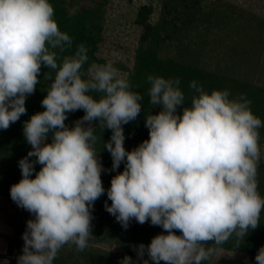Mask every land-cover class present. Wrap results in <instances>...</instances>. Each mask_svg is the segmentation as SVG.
<instances>
[{"label": "clouds", "instance_id": "9594fccd", "mask_svg": "<svg viewBox=\"0 0 264 264\" xmlns=\"http://www.w3.org/2000/svg\"><path fill=\"white\" fill-rule=\"evenodd\" d=\"M72 43L49 0H0V130L27 114L26 99L40 83L42 67L51 70L44 73V111L23 124L32 150L18 161L21 179L10 187L11 200L33 217L17 264H53L67 244L77 251L88 247L93 205L105 193L97 124L111 132L103 142L111 170L124 164L110 180L105 210L124 229L134 219L167 233L134 246L137 260L125 256L120 264H202L233 235L243 240L255 230L264 211L257 180L264 123L251 101L230 98L228 90L209 94L192 81L186 103L178 78L149 75L148 139L127 151L123 126L137 120L143 97L111 62L83 71L89 59L83 44L62 55ZM78 110L84 115L69 127L68 114ZM254 259L264 264V246Z\"/></svg>", "mask_w": 264, "mask_h": 264}, {"label": "rangeland", "instance_id": "374dc122", "mask_svg": "<svg viewBox=\"0 0 264 264\" xmlns=\"http://www.w3.org/2000/svg\"><path fill=\"white\" fill-rule=\"evenodd\" d=\"M76 3L78 8L75 7L73 10H79L84 5L87 8L100 5L99 18L95 24L99 32V41L93 50L94 59L88 65H84L85 72L93 63L111 62L121 76L127 77L133 68L134 54L142 31V27L135 22L138 19V12L141 11L146 15L145 23L149 25H156L161 21L165 23L168 37L154 47L156 55L161 60L190 64L197 58L198 66L204 70L219 72L225 76L248 81L251 85L264 87V0H81ZM165 6L170 9L164 13ZM171 6L175 7L174 11L171 10ZM66 9L70 7L66 5ZM191 53L196 56L190 57ZM44 83L45 86L42 84L41 87H44L45 92L49 81L46 79ZM26 108L29 109V105ZM95 135L96 151L99 153L103 168L107 169L112 160L108 151L103 148V142L109 140L111 132L108 129L102 130L97 124ZM124 135V146L133 150V146L137 144L134 141L130 142L129 133L128 136L126 133ZM50 140L51 137L48 142ZM260 149L261 161L264 162V144H260ZM31 150L29 145V151ZM104 176L105 174H101L106 194L110 183L103 179ZM105 203L111 205L110 200L105 202L103 195L96 201L99 207ZM21 209L11 197L0 195V264H4L5 261L9 264L11 260L17 264L18 257L7 254L6 238L13 231L10 216ZM106 214L112 221L117 222L107 211ZM29 216L33 219L30 213ZM129 224L147 228L149 222L141 225L133 219ZM93 231V238L88 242L90 248L115 257L119 263L125 256L131 257L133 261L137 260V255L129 253L128 246L119 244L114 238L99 239L97 236L102 234V229L96 233ZM131 235L142 239L141 235L136 236V233ZM226 244L230 245V249ZM62 252L61 264H85L83 257L77 253L69 256L70 244L65 245ZM252 261L255 262L253 247L244 243V239L238 240L233 235L202 264H251ZM149 264L152 262L149 261Z\"/></svg>", "mask_w": 264, "mask_h": 264}, {"label": "trees", "instance_id": "16d2710c", "mask_svg": "<svg viewBox=\"0 0 264 264\" xmlns=\"http://www.w3.org/2000/svg\"><path fill=\"white\" fill-rule=\"evenodd\" d=\"M77 1L81 0H49L54 8V19L58 23V27L62 32H66L72 38V47L67 50L66 54H72L76 51L78 45L83 44L87 48L88 65L93 59V50L95 45L99 41V32L96 27L98 21L99 6L96 5L93 8H87L85 5L81 6L79 10H73L78 8ZM104 1V0H103ZM66 5L70 9H66ZM164 13L170 8L164 7ZM175 7L171 6V10L174 11ZM139 14V15H138ZM138 19L135 20L136 24L142 27V31L139 36V45L135 50L134 63L131 71L128 72L126 79L131 84V90L138 92L143 99L141 100L142 112L138 116L137 120L124 125V133L129 136L130 142H135L137 146L143 141L148 139V130L144 126V118L151 110V105L148 103V88L147 77L160 76L163 78H178L180 80V88L186 96V103L190 100L189 84L192 81H196L199 85H202L205 90L210 94L212 90H228L230 92V98H235L240 95L246 96L251 101V111L255 116L261 119L264 123V87L258 85H251L248 81L239 80L233 77L222 75L219 72H211L204 70L198 66L199 59L193 60L190 64L169 62L168 60H161L154 50L161 41L168 37L167 30L164 21L159 22L156 25H149L145 23L146 20L144 14L141 11L138 12ZM92 23H90V22ZM183 50V49H182ZM187 49H185L186 51ZM58 51V50H57ZM189 54V52H186ZM192 54V53H191ZM196 54H192L190 57H194ZM85 68V67H84ZM83 68V70H84ZM51 70L43 68L41 69V75L39 77L40 87L37 85L34 94L26 99L25 107L29 105V109L26 108L27 114L22 115L20 119L11 124L7 130H0V195L10 197V187L19 182L21 179L20 169L18 167V161L27 156L29 152V144L26 142L23 135V124L28 121L31 115L42 112L44 109L41 106V101L44 98L46 92L43 91L41 85L45 86L46 80L44 73ZM54 76V73H53ZM86 78V76H85ZM42 79V80H41ZM48 88V87H47ZM46 88V89H47ZM94 97L98 94L92 93ZM154 110L152 114H155ZM84 115L82 110H78L74 113L68 114V119L65 121L66 125L71 127L74 121L80 119ZM260 144H264V127L259 129ZM51 137V136H49ZM137 146H133L134 148ZM126 149V145L124 146ZM131 151L130 148L126 149ZM30 160H35L34 157H29ZM35 171H39L40 165L36 164ZM105 169V168H104ZM109 169V170H108ZM112 161L108 164L107 169L101 174H105L103 177L106 182L110 183L111 178L118 172H122L124 164L121 163L120 167L113 172ZM35 172L31 178H34ZM103 180V181H104ZM258 191L262 197H264V162L259 161L257 169ZM105 202L108 200L107 195L103 194ZM97 201V200H96ZM93 205L92 210V231H102V234L97 236L99 239L114 238L119 244L128 246V251L131 254H135L134 246L144 244L147 246L151 239L158 234H164L163 230L159 226H152L149 222L147 228H141L133 224H129L127 229L120 227L117 222L112 221L104 205L99 207L96 204ZM30 219L29 213L21 209L18 213L15 212L10 216V224L13 228L12 234L7 237V254L14 257H18L22 254L23 240L22 234L26 229V221ZM96 233L95 231H93ZM136 236L141 235L142 239H137ZM176 234L180 235L177 231ZM244 243L253 247V255L257 254L258 249L264 246V211L260 215V224L255 230H249V233L244 238ZM208 245L213 246L211 243ZM230 249V245L226 244ZM71 254L77 253L83 257L85 264H120L116 261L115 257L103 254L102 251L88 247L83 251H77L76 246L70 244ZM130 248V249H129ZM133 249V250H132ZM62 249L57 255V258L53 261V264L63 263ZM6 254V255H7ZM144 259H148L145 254ZM255 260V259H254ZM9 264H16L14 260H11ZM163 264V262H161ZM251 264H255L252 261Z\"/></svg>", "mask_w": 264, "mask_h": 264}]
</instances>
